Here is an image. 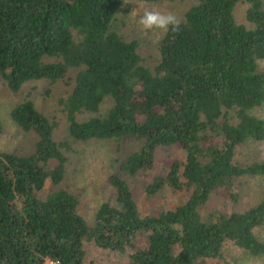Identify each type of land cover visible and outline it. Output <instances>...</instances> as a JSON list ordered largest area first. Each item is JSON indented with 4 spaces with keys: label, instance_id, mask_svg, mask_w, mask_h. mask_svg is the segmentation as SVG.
Listing matches in <instances>:
<instances>
[{
    "label": "trees",
    "instance_id": "16d2710c",
    "mask_svg": "<svg viewBox=\"0 0 264 264\" xmlns=\"http://www.w3.org/2000/svg\"><path fill=\"white\" fill-rule=\"evenodd\" d=\"M123 1L0 0V77L11 91L76 68L60 99L61 139L28 96L9 111L37 139L28 153L0 150V264H45L46 257L97 264L85 260L88 240L127 251L125 264H208L228 240L263 256L255 229L264 225V199L229 213L204 215L201 208L214 189L236 199V177L264 174V161L235 160L246 139L264 138V119L252 113L264 102V68L257 65L264 59V0H193L179 30L161 35L153 63L113 25ZM239 1L247 3L249 24L234 17ZM125 137L140 147L109 175L114 196L99 203L88 223L77 195L60 185L65 150L70 140ZM176 143L182 156L168 160L145 191L169 187L187 197L143 214L125 176L150 169L155 150ZM46 181L56 187L41 195Z\"/></svg>",
    "mask_w": 264,
    "mask_h": 264
},
{
    "label": "rangeland",
    "instance_id": "374dc122",
    "mask_svg": "<svg viewBox=\"0 0 264 264\" xmlns=\"http://www.w3.org/2000/svg\"><path fill=\"white\" fill-rule=\"evenodd\" d=\"M193 0H124L116 14L114 26L126 39L138 41V49L147 63L158 58L157 45L163 34L160 30H146L139 23L145 8L158 7L163 11L174 12L179 19ZM142 5L143 7H140ZM247 3L239 1L234 8L237 22L249 24L245 17ZM135 11V12H133ZM53 60V57H46ZM258 68H264V59L258 60ZM76 68H69L65 77L51 81L47 78L33 79L25 82L18 91H11L0 77V150L28 153L33 149L37 135L33 130H24L9 115L12 106L24 97L31 98L35 106L55 123V138L61 139L65 130V114L60 99L71 89ZM110 101L102 103L105 109ZM252 113L264 119V102L252 109ZM84 116L80 114L79 117ZM141 141L132 137L122 140L89 138L86 140H70L65 153L66 173L61 186L73 191L78 197V212L92 223L99 203L114 196L115 189L109 181V175L120 172L118 165L125 155L140 147ZM182 156L179 144L158 147L155 150L154 163L150 169L141 170L135 175H126L139 211L143 214L156 213L160 209L169 208L186 199L183 190L164 187L153 194H147L146 185L153 177L162 173L170 159ZM235 160L240 164L264 161V138H248L236 151ZM53 185L46 181L41 195L47 193ZM56 187V186H55ZM233 189L236 199L226 195L224 191H211L201 212L206 215L210 211L229 213L233 210H244L264 199V174H244L235 178ZM255 234L264 240V225L255 229ZM140 244V243H139ZM136 244V245H139ZM85 260L97 264H125L128 252H117L96 245L92 240L84 244ZM208 264H264V255H252L242 247L228 240L222 246L221 256Z\"/></svg>",
    "mask_w": 264,
    "mask_h": 264
},
{
    "label": "clouds",
    "instance_id": "9594fccd",
    "mask_svg": "<svg viewBox=\"0 0 264 264\" xmlns=\"http://www.w3.org/2000/svg\"><path fill=\"white\" fill-rule=\"evenodd\" d=\"M139 6L143 7L142 5ZM139 23L146 30L155 29L167 33L170 29L172 31H178L181 21L174 12L163 11L158 7H153L151 9H144L143 14L139 19Z\"/></svg>",
    "mask_w": 264,
    "mask_h": 264
},
{
    "label": "built area",
    "instance_id": "2783aa9c",
    "mask_svg": "<svg viewBox=\"0 0 264 264\" xmlns=\"http://www.w3.org/2000/svg\"><path fill=\"white\" fill-rule=\"evenodd\" d=\"M45 264H60L58 259H54L51 257H46L45 258Z\"/></svg>",
    "mask_w": 264,
    "mask_h": 264
}]
</instances>
